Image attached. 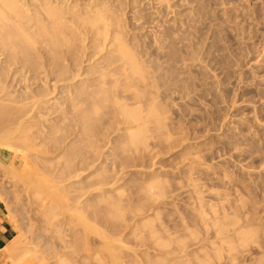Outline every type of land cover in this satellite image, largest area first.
<instances>
[{
	"label": "rangeland",
	"instance_id": "1",
	"mask_svg": "<svg viewBox=\"0 0 264 264\" xmlns=\"http://www.w3.org/2000/svg\"><path fill=\"white\" fill-rule=\"evenodd\" d=\"M117 1L114 33L69 23L54 46L37 22L0 13L2 97L17 113L35 103L22 119L28 171L0 143L16 227L2 264L28 247L42 264H182L181 241L195 264L213 253L196 244L202 208L252 210L264 237V0ZM79 2L77 16L95 3ZM31 174L51 184L33 189Z\"/></svg>",
	"mask_w": 264,
	"mask_h": 264
},
{
	"label": "bare ground",
	"instance_id": "2",
	"mask_svg": "<svg viewBox=\"0 0 264 264\" xmlns=\"http://www.w3.org/2000/svg\"><path fill=\"white\" fill-rule=\"evenodd\" d=\"M79 1L80 0H78V2ZM87 1L89 2V0ZM91 1L93 2L95 1V3L91 5V3L85 2L88 4L87 8L85 7V10L81 9L79 11L77 9L79 11V16H77L75 10L76 8L79 7L73 5V7L71 8L69 6L70 0H0V13L4 12L3 14L4 18H7V14L11 13L16 15L18 18L22 17L27 19L28 20L27 23L29 24H32V22L33 23L37 22L36 25H38V28L41 29L42 36L46 37L47 40H49V42L51 43V45L54 46L65 37L63 33H65L66 30L62 32L63 29H61L62 30L61 31L60 28L61 27L63 28V26L65 27L68 26L69 23L70 25H74L75 27L73 29L72 26L73 30L70 27H67L70 28L69 30L78 31V32L81 30H86V31L90 30L93 33L97 34V36L107 35L108 32L111 33L115 32L114 28L110 24L111 19L109 20L108 18L114 17L116 13L115 12L116 8L109 6L108 4L109 0H91ZM113 1L116 2L117 0H113ZM34 2L40 4L36 5L34 4ZM84 6H86V4ZM105 9L106 11L109 12L108 13L109 15L107 16L104 13ZM35 12H39L38 15H36L38 16V18L39 15L40 16L45 15L46 18L45 19L39 18L38 20L37 17L34 16ZM89 13L92 14L93 16H89ZM83 17L85 18L87 17L86 19L88 18L91 19L89 20V22L86 21V23L83 24L80 21L82 19H85ZM77 18H79V20H77ZM39 22L42 23V25L44 24L45 26L46 25L49 26V28L48 27L43 28L41 26L39 27V25H41ZM59 31L61 34H59ZM25 36L29 38L27 34ZM47 67L48 65L44 64V66L41 67V69L45 70L44 76L48 78L50 76V71H49L50 68L48 69ZM15 79L16 77L14 78V80ZM3 92H4V88L0 86V126L6 130V131L4 130V133H1L2 135L0 136V143L6 142L7 146L5 144V146L2 147L3 145H1L2 144L1 143L0 147L2 148L6 147L7 148L6 150L9 149L8 151H13V150L15 151L17 148L15 152H16V157H18L20 150L21 151L26 150L25 148H23L24 146H27L26 148L31 147L30 145H28V142L30 143V138L25 134L26 126L23 124L22 119L24 118V116L27 115L28 113L27 109L31 106L34 107L35 103L34 102L22 103V105L18 109V113L14 112L7 108V106H9L8 103H11V100L6 98L4 99L2 97ZM135 115L137 114H134V116ZM134 140L136 139L134 138ZM29 150L30 149H28V151ZM21 151H20V155H23L22 161L25 164V168H27L28 163L26 161L27 159L26 157L28 156L27 153L28 151L27 150H26L27 152L23 151L24 153H22ZM25 171H28V168ZM32 177L35 178V175L28 176L27 178H29L28 180H31L29 181V184L31 182H35L32 183L35 187L31 185V188L33 189L37 188L36 184H38V182L41 183L43 190H46V187H49V185L51 184V183L48 184V180L46 181L45 179H42L40 177H36L35 178L36 180L33 181L34 178L31 179ZM37 178H40L41 180ZM46 183L48 184V186L46 185ZM61 207L63 209L65 207L64 210L66 211L70 210L69 208L66 209V206H61ZM63 209L62 211H64ZM252 212H253L252 210H249L243 215L237 216L236 214H234L232 217L228 215L226 217H220L219 215L215 214L210 218L208 215H206V212L203 208L199 210L200 224L202 228L206 230V235L201 241L196 242V244L199 245L200 249H211L213 253L211 255H204V256L200 255V252L199 254H195V256H197L195 264H237L242 252H248L251 255V260L249 262L246 261L247 264L250 262L252 264H264V237L261 234L263 225L256 217L251 216ZM68 213L70 212H67V214ZM78 217H79V221L82 222V224L85 226V229H87L89 232H91L90 230L95 229L94 227L88 226L89 223L84 221L85 219L84 217L82 216H78ZM34 245H32L31 247L33 248ZM254 246H255V250H254ZM25 247L23 248L25 249ZM28 248H26V251L22 250L19 252V253L21 252L23 253L22 256H20L21 254L18 255L19 253L16 255L17 257L19 256L20 259L16 260L15 258L16 262L14 264L44 263L45 261L44 257L42 256V258H40L38 257L40 255L38 256L36 255L40 253L31 251ZM19 250H17V252ZM177 250H178L177 252L181 254L179 258L181 259L182 264H192L190 261L187 260V258L191 257V253L188 251V247L183 241L179 243V247ZM48 260H50V258ZM57 262L58 261H52V263H57ZM64 263L65 262L63 260H60L57 264H64Z\"/></svg>",
	"mask_w": 264,
	"mask_h": 264
},
{
	"label": "crops",
	"instance_id": "3",
	"mask_svg": "<svg viewBox=\"0 0 264 264\" xmlns=\"http://www.w3.org/2000/svg\"><path fill=\"white\" fill-rule=\"evenodd\" d=\"M16 238V227L10 217L8 209L0 200V264L3 263V254L8 253V248Z\"/></svg>",
	"mask_w": 264,
	"mask_h": 264
}]
</instances>
